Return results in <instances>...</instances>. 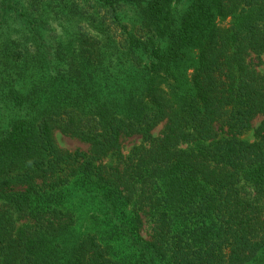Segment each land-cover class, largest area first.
Returning a JSON list of instances; mask_svg holds the SVG:
<instances>
[{
	"label": "trees",
	"instance_id": "obj_1",
	"mask_svg": "<svg viewBox=\"0 0 264 264\" xmlns=\"http://www.w3.org/2000/svg\"><path fill=\"white\" fill-rule=\"evenodd\" d=\"M173 2L0 0V264H264V0ZM47 6L73 20L69 43L44 39ZM70 184L128 254L69 240Z\"/></svg>",
	"mask_w": 264,
	"mask_h": 264
},
{
	"label": "rangeland",
	"instance_id": "obj_2",
	"mask_svg": "<svg viewBox=\"0 0 264 264\" xmlns=\"http://www.w3.org/2000/svg\"><path fill=\"white\" fill-rule=\"evenodd\" d=\"M186 1L187 0H174L173 4L175 5L176 3L178 9L182 10L185 7V4L187 3ZM39 9L40 11H42L43 7L39 5ZM122 13L124 16L123 21L128 25L129 30L133 33H138L139 25L138 22L135 20L134 9L127 6L123 9ZM32 15H38V11L32 10ZM44 16L47 17V24L45 25V29L43 30V37L45 40L56 42L55 39H57V41H61V43L63 42L64 44H67L74 38V36H72L75 29L73 20L65 19L60 14L56 16L54 9L48 6L44 11ZM228 19L229 18H227V20ZM9 24L10 28L8 31H10L12 27L15 28L20 26L19 21L11 20L9 21ZM11 34H13V30L11 31ZM254 61H258V59H255ZM262 68L263 65H258V69ZM262 117V115H258L252 120L251 128L241 135V138L243 140L248 142L256 140L254 129L259 125ZM162 127L163 123L158 124L154 128L153 133L158 134ZM54 140L58 147L62 149H79L83 151L88 149V145L86 143L78 140L77 138L61 133L59 130H56L54 132ZM139 143H141V139L136 135L123 137L121 139L120 151L122 154L127 155L131 148ZM118 160L119 158L113 154L104 158L103 162L106 164H113L118 162ZM73 189V192L76 193L75 188H73L72 184H70L62 192L64 193L66 198L64 199L66 207L75 215V223L71 226L72 231H70L69 240L74 241V239L78 236H81L86 233L95 232L99 235H102L103 239L112 245V247L114 248V253L119 252L120 255L128 254L129 252L127 248L121 246V243L123 242L121 239H116L115 235L111 238L107 237L111 232L114 231L113 229L115 227L113 222L110 220L109 212L105 208L100 206L98 201L92 196L80 197L76 193L74 198H70L68 195L71 194L70 191H72ZM61 196L63 197V195ZM131 208L132 204L130 203L123 209V213H129L131 211ZM22 222V220L17 219L16 225L20 226ZM149 231L150 222L144 217L140 233L144 237H148Z\"/></svg>",
	"mask_w": 264,
	"mask_h": 264
}]
</instances>
